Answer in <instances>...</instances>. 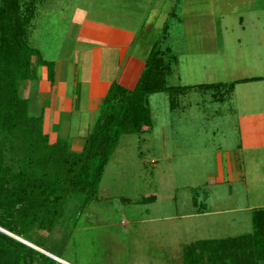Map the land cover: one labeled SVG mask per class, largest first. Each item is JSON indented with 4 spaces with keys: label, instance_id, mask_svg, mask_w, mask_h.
Masks as SVG:
<instances>
[{
    "label": "rangeland",
    "instance_id": "rangeland-1",
    "mask_svg": "<svg viewBox=\"0 0 264 264\" xmlns=\"http://www.w3.org/2000/svg\"><path fill=\"white\" fill-rule=\"evenodd\" d=\"M18 1L27 43L49 64L70 50L71 21L98 19L135 32L142 57L157 43L171 65L167 85L192 87L173 102L169 92L148 98L152 126L121 136L96 197L83 208L82 196L71 198L54 229L31 234L36 244L1 231L60 264H185L196 241L251 232L252 211L264 208V115H254L264 111V83L229 85L264 77V0ZM206 84L219 88L197 87ZM34 85L20 93L38 115ZM73 108L49 140L81 151L88 116ZM18 154L17 144L7 159Z\"/></svg>",
    "mask_w": 264,
    "mask_h": 264
},
{
    "label": "trees",
    "instance_id": "trees-1",
    "mask_svg": "<svg viewBox=\"0 0 264 264\" xmlns=\"http://www.w3.org/2000/svg\"><path fill=\"white\" fill-rule=\"evenodd\" d=\"M18 2L3 0L0 5V135L8 136L6 147L0 143V228L36 244L31 234L54 229L71 198L82 196L83 208L96 197L100 178L121 136L139 134L152 126L148 98L169 92L173 102L178 92L192 86L167 85L171 65L154 43L132 89L112 84L81 151L71 149L61 138L51 143L43 131L42 113L31 114L29 98L20 90L37 79L38 66L51 68V80L54 69L38 48L27 43V19L19 14ZM166 31L167 25L163 35ZM259 80L264 77L239 79L229 85V90L238 83ZM197 87L215 89L219 85ZM17 144L18 157L10 161L7 154ZM251 221L250 233L196 241L184 254L185 264L264 263V208L254 209ZM34 263L60 264L0 230V264Z\"/></svg>",
    "mask_w": 264,
    "mask_h": 264
},
{
    "label": "crops",
    "instance_id": "crops-1",
    "mask_svg": "<svg viewBox=\"0 0 264 264\" xmlns=\"http://www.w3.org/2000/svg\"><path fill=\"white\" fill-rule=\"evenodd\" d=\"M71 23L76 29L71 36L70 50L66 51V56L62 51L60 56L54 58L53 79L50 78V68L40 65L37 67V79L33 81V87L37 91L35 94L33 89L31 99L36 100L35 95L41 96L39 113L43 115V131L48 134L49 139L58 137L60 115H72L74 105L85 110L84 113L88 116L86 126L83 125L88 134L112 84L116 82L132 89L144 69V60L152 47L150 44L147 47L149 50L142 57L139 55L141 53H135L137 45L142 44L136 42L135 32L128 28H117V25L110 22L91 18ZM40 53L44 55L43 50ZM259 81L264 83V80ZM259 81L253 82L261 83ZM47 96L48 100L45 101ZM259 114L264 115V111L254 113L256 117ZM260 147L264 145L261 144ZM262 161L264 164L263 159Z\"/></svg>",
    "mask_w": 264,
    "mask_h": 264
}]
</instances>
